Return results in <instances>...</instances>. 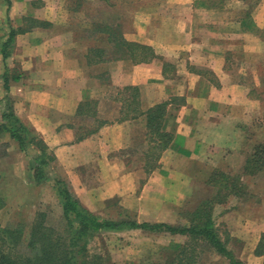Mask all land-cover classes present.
Masks as SVG:
<instances>
[{"label": "crops", "instance_id": "crops-1", "mask_svg": "<svg viewBox=\"0 0 264 264\" xmlns=\"http://www.w3.org/2000/svg\"><path fill=\"white\" fill-rule=\"evenodd\" d=\"M7 99L82 196L97 164L103 184L90 192L120 199L138 222L188 225L185 204L212 172L235 175L246 196L216 203L214 225L226 247L240 244L238 260L260 264L264 0H0V108ZM2 136L0 164L35 146ZM159 236L165 259L184 257L188 234Z\"/></svg>", "mask_w": 264, "mask_h": 264}, {"label": "rangeland", "instance_id": "rangeland-1", "mask_svg": "<svg viewBox=\"0 0 264 264\" xmlns=\"http://www.w3.org/2000/svg\"><path fill=\"white\" fill-rule=\"evenodd\" d=\"M2 103L4 104L3 107L7 105L6 100ZM8 146L10 147V142L2 136L0 138V157L7 154ZM36 150H38L37 147L32 145L30 149H28V157L25 156V158H23L14 154L15 156H12L13 159L7 160L6 162L4 161L0 164V169L6 170L5 176L7 177L2 186L3 191L7 195V207L0 210V224L6 226L22 222L25 228V240L28 236V225L32 222L36 212H45L47 214V221L54 226H61L63 222L62 206L57 196L56 189L54 188L53 181H44L42 183H37L35 180L29 181L28 161L30 162V157L33 156V153H36ZM50 166V176L52 178L58 176L65 180L68 189L73 195L80 201L82 199L86 206L88 205L93 209L91 212L103 218H125L143 221V219H140L141 215H138V212L124 207L125 204L123 205L120 199L116 197L102 198L94 195L96 194V190L91 188L97 187L101 183L103 184L102 180L96 179L99 172L97 164L91 166L94 178L90 177L89 180L83 181L85 187L88 186L85 189L89 190V197L86 195L82 196V188L72 185L71 181L65 177L63 166H60L58 163H51ZM211 175L215 182L214 184L212 183L213 186L211 185L209 190L202 191L203 193L200 197L196 196L185 204L187 206L184 207V210L185 212H189L183 216L182 221L184 222H182V224L191 221L193 211H191L190 208L195 207V204H197L198 207L203 205L205 210H209L214 214L216 203L225 201L222 205H218V211H220L223 206H229L227 203L231 198L235 196L236 198L246 196L245 193H247V188L241 189V181H239V178L235 177V175L227 176V178L220 177V174L216 171L212 172ZM92 190L94 194L90 192ZM240 193L243 194L241 195ZM255 199V197H250V200ZM91 204L93 205L91 206ZM213 220H216L215 216H213ZM219 227L220 233L218 232V234L225 240L227 238L226 233L223 227ZM133 229H105L96 232L88 240L87 247L89 253H100L102 256L107 257V262L105 261V264H165L167 261V259L163 257L165 238H160L161 240L158 239L159 241L157 240V238L160 237L161 231L148 230L144 232L142 229L143 231L141 232V229H139V231ZM153 235H157L156 238H154L155 236ZM226 248L231 252V255L235 257V260H237L235 262H237V264H240V262L241 264H246L244 261H240L237 258L241 251L240 244L235 242L229 243ZM18 249L22 252H26L25 247L22 245L18 247ZM260 257L259 262L263 264L264 256L261 255ZM183 259L184 261L188 259L189 262L195 261L193 264H235L230 257H226L217 252V250L210 247L208 243L193 238H191L189 244L186 245ZM257 262L258 259L253 258L249 264H257Z\"/></svg>", "mask_w": 264, "mask_h": 264}, {"label": "trees", "instance_id": "trees-1", "mask_svg": "<svg viewBox=\"0 0 264 264\" xmlns=\"http://www.w3.org/2000/svg\"><path fill=\"white\" fill-rule=\"evenodd\" d=\"M8 100H6L7 105L4 109L0 108V137L5 133L9 134L24 150H27L30 144L39 147L40 152L30 157L32 174L37 183L53 181L62 206L63 222L61 226H54L47 221L45 212H36L32 222L28 225L26 240L22 222L6 226L0 224V264H105L107 257L100 253H89L87 247L89 238L96 232L105 229L123 230L128 228L188 234L195 240H203L208 243L210 247L222 255L230 257L234 261L233 263L237 264L235 262L237 260L219 237L211 211L205 210L203 205L193 211L192 219L188 225L138 222L135 219L125 218H103L88 210L68 189L65 180L58 176L54 178L50 176L52 158L45 145L15 115ZM254 150L253 163L258 162L259 166L264 167V145ZM254 167L256 166L254 165ZM5 205L6 201L0 196V208ZM21 245L25 247L26 252L18 249ZM256 252L264 256V234ZM194 262H189L188 259L184 261L181 257L168 259L165 264H193Z\"/></svg>", "mask_w": 264, "mask_h": 264}]
</instances>
